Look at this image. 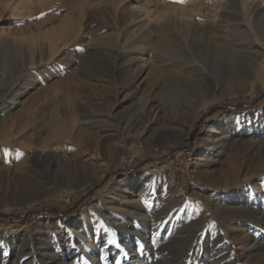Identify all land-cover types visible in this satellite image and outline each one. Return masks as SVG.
<instances>
[{
	"label": "rangeland",
	"instance_id": "374dc122",
	"mask_svg": "<svg viewBox=\"0 0 264 264\" xmlns=\"http://www.w3.org/2000/svg\"><path fill=\"white\" fill-rule=\"evenodd\" d=\"M239 1L0 0V264H264V0Z\"/></svg>",
	"mask_w": 264,
	"mask_h": 264
},
{
	"label": "bare ground",
	"instance_id": "6f19581e",
	"mask_svg": "<svg viewBox=\"0 0 264 264\" xmlns=\"http://www.w3.org/2000/svg\"><path fill=\"white\" fill-rule=\"evenodd\" d=\"M232 2L234 3V9L236 10V14H239V13H244V12H247L246 10H247V8H249V7H247V5H243L242 3H240V1L239 0H232ZM223 3V2H222ZM252 6V5H251ZM223 7V6H222ZM259 8V7H258ZM227 8L225 7L224 8V10H226ZM223 9H221V11H222ZM148 14V13H147ZM153 15V14H152ZM165 15V13H163V14H160L159 15V20H160V24L161 25H163V27H164V29L166 28V27H172V25L173 26H175L174 27V30L175 29H180V30H185V31H188L189 33H191L192 32V30H196V31H201L202 32V34L204 35V36H206V37H204V38H206V39H210L211 40V36L206 32V26L204 27V26H202V25H200V24H198V23H196L195 21H190V20H184V21H181L179 24H177V23H173V22H171L169 19H163V16ZM157 16V15H156ZM249 17V16H248ZM255 20V19H254ZM145 22V21H144ZM147 22H149V21H147ZM153 22V20H151L149 23H152ZM155 24V23H154ZM216 24H217V22H216ZM152 25V24H151ZM204 25V24H203ZM220 25V24H219ZM149 26V25H148ZM250 26L253 28V29H256L255 28V26H254V23H252L251 22V20H250ZM162 27V26H161ZM240 27V26H239ZM158 28V27H157ZM156 27H153L152 26V29L154 30V31H156V29H157ZM151 29V30H152ZM161 29V28H160ZM148 30V29H147ZM146 30V31H147ZM168 30V29H167ZM173 30V29H172ZM199 33V32H198ZM138 39V38H137ZM261 40H263V39H261ZM263 42V41H262ZM186 46V45H185ZM263 46H264V44H263ZM187 48V47H186ZM166 52V51H165ZM162 52L165 56H167V58L171 61V60H174V57L172 58V55L170 56L169 54H168V52ZM43 53H45V52H41V59L43 60ZM46 55V54H45ZM47 59V58H46ZM176 59V58H175ZM41 60V61H42ZM33 63H34V61H32ZM195 62H198V61H195ZM195 62H192V67H188V68H197L198 66L195 64ZM199 63V62H198ZM197 63V64H198ZM32 64V63H31ZM26 65H27V63H26ZM30 66V65H29ZM191 66V65H190ZM190 70V69H189ZM142 72V71H141ZM221 98H218V100H220ZM217 101V99H214V100H208V102L207 103H205L202 107H197L196 109H194V111H193V113L191 114L192 116H191V124L195 121V119L199 116V114L201 113V111L203 110V109H205V108H207V107H209V106H211L212 104H214L215 102ZM19 121H21V120H19ZM23 121V120H22ZM21 121V122H22ZM23 122H25V121H23ZM20 123V122H19ZM22 124H24V123H22ZM26 125V124H25ZM24 125V126H25ZM20 126H21V123H20ZM19 126V127H20ZM17 127V126H16ZM17 129V128H16ZM22 129V128H21ZM21 129L19 130V128H18V130L19 131H15V132H17V136H19L20 134H21ZM190 130V129H189ZM19 134V135H18ZM39 135V134H38ZM187 136H188V132H187V134H186ZM40 137V136H39ZM26 140H28V139H26ZM25 140V141H26ZM24 140H22L21 141V144L20 145H23V144H25L26 142H25ZM38 142H39V140H38ZM40 142H41V138H40ZM28 143V142H27ZM36 143V142H35ZM34 143V144H35ZM216 143V142H215ZM214 143V144H215ZM18 144V143H17ZM38 144V143H37ZM217 144V143H216ZM219 144H220V142H219ZM39 145V144H38ZM215 146V145H214ZM41 149H43L42 150V153L40 154L41 156H40V158H42L43 157V155H44V153L45 152H47V151H56V150H58L59 148H55L52 144L51 145H48V146H43V148H41ZM51 149V150H50ZM212 149H214V148H212ZM222 151V150H221ZM221 154V153H220ZM38 155V154H37ZM45 156V155H44ZM240 172V171H239ZM237 174H235V173H233V172H231V173H229L228 172V176L229 177H231V178H235V177H237L236 176ZM243 176H244V174H243ZM247 176V175H246ZM249 176V175H248ZM229 177H228V179H229ZM244 178V177H243ZM247 178V177H246ZM246 178H244V180H243V182H246L248 179H246ZM235 182H236V180H234ZM242 181V180H241ZM249 181V180H248ZM239 182V181H238ZM121 184H122V182H121ZM119 186V185H118ZM82 186H80V185H75L73 188H75V189H79V188H81ZM72 188H69L68 189V191H66V193L65 194H67V195H69L70 193V190H71ZM72 190H74V189H72ZM256 220V219H255Z\"/></svg>",
	"mask_w": 264,
	"mask_h": 264
},
{
	"label": "trees",
	"instance_id": "16d2710c",
	"mask_svg": "<svg viewBox=\"0 0 264 264\" xmlns=\"http://www.w3.org/2000/svg\"><path fill=\"white\" fill-rule=\"evenodd\" d=\"M213 107V106H212ZM211 108V107H210ZM209 108V109H210ZM212 111H214V109H212ZM211 113V111L208 113V115ZM26 213H28V211H26ZM43 213H49V211H44V210H40V209H37V211L35 212V213H33V215H37V216H39V215H41V214H43ZM28 214H31V212L30 213H28ZM32 215V214H31ZM23 215H18L17 216V218H19L18 220H19V222H23L24 220H22V217ZM25 218V217H24Z\"/></svg>",
	"mask_w": 264,
	"mask_h": 264
},
{
	"label": "snow or ice",
	"instance_id": "6c2138e0",
	"mask_svg": "<svg viewBox=\"0 0 264 264\" xmlns=\"http://www.w3.org/2000/svg\"><path fill=\"white\" fill-rule=\"evenodd\" d=\"M174 2H180V3H183L184 0H174ZM42 15H46V14H42ZM40 18H42V16H41ZM109 243H112V241H109ZM116 264H120V261H116Z\"/></svg>",
	"mask_w": 264,
	"mask_h": 264
}]
</instances>
